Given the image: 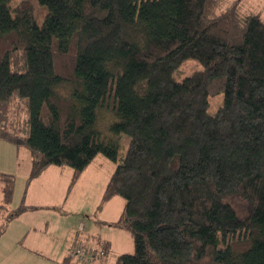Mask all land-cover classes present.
Masks as SVG:
<instances>
[{
  "label": "trees",
  "instance_id": "obj_1",
  "mask_svg": "<svg viewBox=\"0 0 264 264\" xmlns=\"http://www.w3.org/2000/svg\"><path fill=\"white\" fill-rule=\"evenodd\" d=\"M13 1L0 0V141L29 150V179L69 166L71 190L97 156L118 161L126 134L103 194L125 200L115 225L134 241L118 264H264L262 16L225 0ZM188 59L202 70L176 80ZM14 188L0 173L3 218L25 210L8 211Z\"/></svg>",
  "mask_w": 264,
  "mask_h": 264
},
{
  "label": "rangeland",
  "instance_id": "obj_2",
  "mask_svg": "<svg viewBox=\"0 0 264 264\" xmlns=\"http://www.w3.org/2000/svg\"><path fill=\"white\" fill-rule=\"evenodd\" d=\"M21 1L14 0L12 5L15 6ZM225 2L230 6L235 5L241 15L260 14L264 20V0H225ZM36 14L39 17L37 19L38 22H41L44 12L37 6ZM202 68V65L197 60L188 59L175 72L174 78L182 81L196 71L202 70ZM223 100L224 93L210 97L209 113L211 115L217 113L223 104ZM1 142L8 143L0 145H6L9 148H0V166L1 164L9 165L10 160L16 163L19 148L9 142ZM129 144L130 137L123 134L117 162L111 161L103 155H99L93 160L85 169V172H83L84 174L82 173L83 176L81 175V179L79 178L77 183L71 188V195L67 198V203H70L71 208L58 207L57 209H47L39 207L38 210L31 209L24 214V218L19 220V222H14L12 219L0 218V243L6 246L14 242L16 243V234L20 233L18 228H25V232L28 230L26 229L27 226L33 224L37 228V232L35 233L46 236L48 240L49 246L45 247L44 254L55 255L61 247L70 244L77 236L79 237L78 245H84V243L85 246L95 245L100 250H102L104 240H111L113 246L106 257V264H118V258L121 254L134 253V241L131 233L113 224L121 215L125 207V200L122 197L116 196L111 201H103L106 185L117 165L124 159ZM19 156V166L22 168L24 160L26 159L27 161L29 159L30 152L26 147H22ZM9 166L12 168V165ZM17 167L14 166L13 168ZM62 167H64L62 169L69 171L68 175L67 170L61 171L60 179L62 180L63 187V183L65 180H68L73 170L69 166ZM26 173H22L21 170L17 171L18 181L16 185V197L12 203L13 208L18 206L20 198L26 190L28 180L23 175ZM70 183H64V186L67 185L70 187L68 185ZM32 190H35V188H32ZM87 214L90 216L88 217ZM74 221L86 223V229L81 233L77 232V227L71 231V225ZM12 232H15L13 238L11 237Z\"/></svg>",
  "mask_w": 264,
  "mask_h": 264
},
{
  "label": "crops",
  "instance_id": "obj_3",
  "mask_svg": "<svg viewBox=\"0 0 264 264\" xmlns=\"http://www.w3.org/2000/svg\"><path fill=\"white\" fill-rule=\"evenodd\" d=\"M0 144H8V143H4L0 141ZM0 148L8 149L9 147H6V145H0ZM20 150L21 148H19V153L16 163H13L11 160L9 161V165H12V168L11 166L5 164H1L0 166V173L12 174L15 176V188H14L12 203L14 202L16 197V185L18 181L17 171L21 170L22 173L27 172L26 174H23L28 180L26 190L21 196L18 206L13 208L11 203L8 211L16 212V210H18L22 206L25 207V210L22 211L17 216L12 217L10 219H12L14 222H19V220L24 218L25 216L24 214L26 212L30 211L31 209L38 210L39 207H44L47 209H57L58 207H63V208L66 207L67 209L71 208L70 203H67L68 202L67 198H69V195H71L70 193L71 190H69V186L67 185L64 186V183L66 184L70 183V181L72 180L73 171H71V175L69 176L68 180L67 181L65 180V182L63 183V187L61 182L62 180L60 179L61 171L62 170L65 171L67 169H62L64 168L62 166L51 165L47 167L45 170H43V172L39 176L30 180L29 178L32 172V157L30 155L27 161L25 159L23 167L21 168L19 166ZM14 166L15 167L18 166V167L13 168ZM68 174L69 171L67 172V175ZM32 188H35V190L31 191ZM6 215L3 212L0 214V218H3ZM87 216L89 217L90 215L87 214ZM119 218L117 219L119 220ZM118 220L113 222V224L115 225L118 222ZM78 223H79L78 221L77 222L74 221V223L71 225L72 226L71 231L73 229L75 230L76 227H77V232L79 233L83 232L86 229V223L84 224V222H80L79 225ZM78 226L79 227L82 226L83 229L80 230ZM18 229L20 233L16 234L17 235V240H15L17 241L16 243L14 242L9 246L0 243V264H62L63 260L70 255L71 250L79 243V237L77 236L74 240H72L70 244H66L64 247H61L56 252L55 255L52 254L48 255V254H44L45 247L49 246L48 240L46 236L37 235V233H35L37 232V228L33 224H29L26 228L28 230H26L25 232H24L25 228L23 229L18 228ZM14 233L15 232H12L11 234L12 238ZM103 245L105 246L108 245L110 251L113 246L111 240H104ZM103 245L102 247H104ZM86 247H95L99 249L95 245L86 246Z\"/></svg>",
  "mask_w": 264,
  "mask_h": 264
},
{
  "label": "built area",
  "instance_id": "obj_4",
  "mask_svg": "<svg viewBox=\"0 0 264 264\" xmlns=\"http://www.w3.org/2000/svg\"><path fill=\"white\" fill-rule=\"evenodd\" d=\"M83 227H80L82 230ZM71 257L80 264H95L101 257L104 255L103 250L93 248V247H86L84 245H77L75 246L71 252Z\"/></svg>",
  "mask_w": 264,
  "mask_h": 264
}]
</instances>
